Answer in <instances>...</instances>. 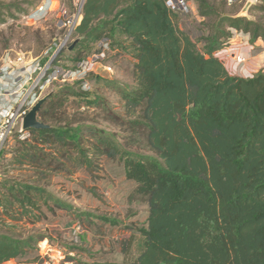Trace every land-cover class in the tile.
Listing matches in <instances>:
<instances>
[{
    "label": "trees",
    "instance_id": "1",
    "mask_svg": "<svg viewBox=\"0 0 264 264\" xmlns=\"http://www.w3.org/2000/svg\"><path fill=\"white\" fill-rule=\"evenodd\" d=\"M193 1L196 12L183 13L166 0H84L75 64L107 39V55L134 60L133 82L111 84L120 107L78 91L80 82L52 91L39 111L49 128L17 139L12 162L31 176L0 184V215L39 219L33 210L43 204L71 210L47 190L51 177L80 169L98 177L107 157L124 161L136 182L130 197L147 203L149 217L136 259L61 264H264V72L232 75L214 56L235 32L264 42V16H237V2ZM256 12L264 4H253ZM28 13L0 2L1 23ZM45 239L0 233V264H43L37 245Z\"/></svg>",
    "mask_w": 264,
    "mask_h": 264
},
{
    "label": "rangeland",
    "instance_id": "2",
    "mask_svg": "<svg viewBox=\"0 0 264 264\" xmlns=\"http://www.w3.org/2000/svg\"><path fill=\"white\" fill-rule=\"evenodd\" d=\"M247 1L238 0L234 7L242 10ZM254 1L264 4L259 0ZM0 2L4 5L15 4L22 10H29L28 14L19 16L18 19L4 14L3 18H7V21L0 22V79L4 77L1 69L6 65L11 66L10 69L31 68L38 74H49L53 81L41 92L38 85L35 88L40 98L63 86H72L76 83L77 81L60 75L64 69H74L76 66L74 55L69 50L78 39L74 31L70 34L71 44L66 46L62 43L74 23L71 22L72 24L66 27L63 22L74 18L77 11L76 0H50L51 9L47 16L36 21L30 20L29 15L45 0ZM12 11H15V7ZM260 16L263 17L264 13L248 15L252 19ZM245 40L249 41L250 46L232 55L233 61L230 59L226 66L228 70L236 72V75L251 77L260 71L264 72V42L258 40L253 44L249 35L235 32L230 44H241ZM133 64L134 60L130 55L111 51L102 64H97L98 68L94 71L97 73L90 75L96 76L90 82V88L81 89L78 86L76 88L78 91H84L90 98L103 96L112 106L120 107L122 105L120 96L111 84H132ZM9 81L12 83H0V94L10 89L17 91L20 101L15 104L14 110L18 112L27 110L28 113L33 105L27 109L29 104L23 100L30 94L33 84L5 80ZM72 100L70 105L73 108L76 103ZM93 116L91 114L90 119ZM22 120L23 117L17 118L11 138L6 142L0 155V184L5 180H26L25 178L31 176L29 171L12 162L17 139H20L22 131ZM100 125L109 131L114 129L106 123ZM96 174L98 177L92 176L85 169H80L73 175L60 173L52 176L47 190L72 206V209L69 211L56 209L51 212L43 204L41 213L33 210V214H37L39 219L31 217L23 221L11 220L0 215V233L16 237H47L52 248L48 253L53 258L51 264H61L68 257L90 263H118L136 259L142 248L141 230L148 226V205L141 198L130 197L136 182L127 178L124 161L120 158L102 157L100 169ZM37 250L40 252L39 244ZM46 261L47 259H44L43 264H46ZM6 264H16V260L8 261Z\"/></svg>",
    "mask_w": 264,
    "mask_h": 264
},
{
    "label": "built area",
    "instance_id": "3",
    "mask_svg": "<svg viewBox=\"0 0 264 264\" xmlns=\"http://www.w3.org/2000/svg\"><path fill=\"white\" fill-rule=\"evenodd\" d=\"M238 0H227L229 4H234ZM50 0H45V2L34 9L31 14L29 15L30 20H41L45 18L50 11ZM84 0H76V6L77 11L74 15V18L68 22H63V24L66 27H69V24H72L71 22H74L72 24L71 30H69V34H67L64 38V41L62 42L63 45L69 46L71 44L70 41V34L73 32L76 28V26L80 23L79 20L82 18V7H83ZM166 3L169 8H171L174 11H180L183 13H189L192 10V6L190 4V0H166ZM74 28V29H73ZM246 46H250L249 41L241 42V44H229L227 47L218 50L214 53V56L218 59L224 61L225 64L230 61L232 55H236L237 52L242 51V48H245ZM99 47L103 48V51L98 54H94L87 59L78 62L74 69H68L63 70L60 72V75L65 76L67 79H71L72 81H77L81 83V87L83 89H89L90 83L89 78L90 75L94 72L98 67L97 64H102V62L105 61L107 58V52L109 51V41L107 39H103L101 43L99 44ZM231 61H233L231 59ZM11 66L6 65L1 69V74L4 76L2 79H10L14 80L15 83L22 82L29 83L31 82L33 84V88L28 96L24 98L23 101H26L28 105L27 109H29L32 105L34 106L37 101L40 99V96L38 95V91L35 89L37 85L39 86V91L45 89V87L51 83L53 80L50 78L49 74L44 75V73H37L36 71H32L31 68H17L10 69ZM10 70V72H9ZM229 72L232 75H236V72H232V70H229ZM250 77V76H249ZM253 77V76H251ZM0 79V83H12V82H5ZM2 80V81H1ZM4 87V86H3ZM18 92L14 91V89H10L8 92L4 94H0V155L3 151V148L6 144V142L11 138V133L13 131L14 125L16 123L17 118L24 117L27 114V110H22V112H18L14 110L15 104L19 103L20 98L17 96ZM33 97L35 99L33 100ZM32 108V107H31ZM30 137V132L28 130H23L20 133L19 138L21 140H25ZM40 247V255L47 261L46 264H51L53 259L50 254H48L50 251H52L51 246L48 243V240L45 239L41 242H39ZM45 264V263H44Z\"/></svg>",
    "mask_w": 264,
    "mask_h": 264
},
{
    "label": "water",
    "instance_id": "4",
    "mask_svg": "<svg viewBox=\"0 0 264 264\" xmlns=\"http://www.w3.org/2000/svg\"><path fill=\"white\" fill-rule=\"evenodd\" d=\"M255 3L254 0H248L243 9L238 13L239 17H248L251 6ZM79 42V39H76L73 44L70 46L69 50L71 51ZM52 95V92L40 98L37 103L32 106L29 112L23 117L22 120V129L23 130H43L49 128V125L45 124L39 119V111L41 110L43 104L49 99Z\"/></svg>",
    "mask_w": 264,
    "mask_h": 264
},
{
    "label": "crops",
    "instance_id": "5",
    "mask_svg": "<svg viewBox=\"0 0 264 264\" xmlns=\"http://www.w3.org/2000/svg\"><path fill=\"white\" fill-rule=\"evenodd\" d=\"M190 4H191V6H192V11H194V12H196V10H197V5H196V3L192 0H190ZM245 41H247V40H245ZM244 49L245 48H243L242 49V51H244Z\"/></svg>",
    "mask_w": 264,
    "mask_h": 264
}]
</instances>
